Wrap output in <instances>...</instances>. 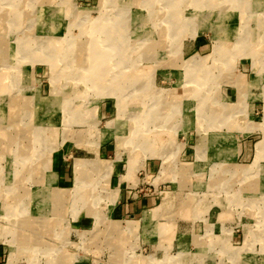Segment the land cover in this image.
I'll return each instance as SVG.
<instances>
[{
	"label": "rangeland",
	"instance_id": "1",
	"mask_svg": "<svg viewBox=\"0 0 264 264\" xmlns=\"http://www.w3.org/2000/svg\"><path fill=\"white\" fill-rule=\"evenodd\" d=\"M0 264H264V0H0Z\"/></svg>",
	"mask_w": 264,
	"mask_h": 264
},
{
	"label": "crops",
	"instance_id": "2",
	"mask_svg": "<svg viewBox=\"0 0 264 264\" xmlns=\"http://www.w3.org/2000/svg\"><path fill=\"white\" fill-rule=\"evenodd\" d=\"M111 108L112 107L107 105V104H102L101 106H98V115L101 114L102 116L104 115L105 117L110 115L111 114ZM113 118L115 119V117H113ZM241 127H242V125H240V128ZM233 134L234 133H231L230 131H222L219 134H217V136L214 134L215 135L214 137H216L215 141L213 140L211 142H207V143L205 142V143H206V145L209 144L208 149H216L217 148L216 149L217 153L219 152L218 146L222 145L221 149L224 152V154L226 155V158L224 157V155H222V156L224 157V160H226V161H230V160L235 161V159L237 157L242 156L244 161L252 160V162H253L256 158V155H257V150H258L257 144L259 142L253 146L251 143H249V141H247V139L242 141L241 143H239L240 138L239 137H233ZM105 135H106V133H105ZM168 135H169V133H168ZM168 135H167V138L169 137ZM221 135L224 137L223 140L220 139ZM242 136L246 137L247 135L242 134ZM167 138H165V139H167ZM162 139H163V137H162ZM217 140H219V141H217ZM236 140H237V142L235 143ZM111 141H115V136L109 137V135H108V137H105L104 140L101 141L99 144V145H101V144L105 145L104 150H105L106 154L108 153L109 150H115V145H113V146L108 145L107 146V144H109V142H111ZM223 143H225L224 146H223ZM156 144L158 145L160 143H156ZM217 144H219V145H217ZM117 145H118V143H117ZM183 147H184V145H183ZM232 148H234L236 150V153L233 156H231L229 154L230 153L229 149H232ZM217 153H214L213 155L208 156V153L206 151L208 159L210 157L211 158L217 157L216 159H218V155L221 157V153H219L218 155H217ZM138 155H139L138 160L144 159L142 161V162H144V167L140 168L145 172V177H143V181L146 180L148 177L150 179H152V177L157 176L158 174L161 175L160 171L162 168V164L159 166V170H158L159 173L156 175L153 174V172L156 170V167L158 165V162H155L154 159H161V158L151 157L149 152H148V155H145V157H144V154L141 155V153L140 154L138 153ZM116 157H117V154L112 160H114ZM227 157H229V158H227ZM112 160H110V161H112ZM218 160L223 161L221 159H218ZM124 162H125V159H124V161L118 162L115 164L114 172H113L112 176L110 177V179L112 178V180L115 182V188L114 189H116L118 187L120 188V198H119L118 202L115 204V207H114L115 212L117 214L121 215L122 217H125V216H135L136 217L137 215H142V214L145 215L146 212H148V211L150 212V210H153V208H156V206H153V205L157 202V198L153 195H149L148 193H140L138 191L136 193L134 192V189H138V187H140L142 185V181H140L141 178L139 176H137L138 172L141 170H139L137 173H135V171H131V173H130L129 172V165H128L126 172H124V170L121 168V163H124ZM187 162H189V161H187ZM101 164H103V163H101ZM247 165H249V164H247ZM55 170L56 171L55 172L53 171V173H56V175H57L56 181L58 180V182H61L63 184H67L70 181L71 173L69 172V169L66 167L65 164H59V166H56ZM166 174H168V173H166ZM73 178H74V175H73ZM136 179H137V181H136ZM151 184H154V183L152 182ZM109 185H110V180H109ZM160 204L161 203H159L158 205H160ZM158 205H157V207H158ZM114 209H113V211H114Z\"/></svg>",
	"mask_w": 264,
	"mask_h": 264
},
{
	"label": "bare ground",
	"instance_id": "3",
	"mask_svg": "<svg viewBox=\"0 0 264 264\" xmlns=\"http://www.w3.org/2000/svg\"><path fill=\"white\" fill-rule=\"evenodd\" d=\"M5 17V16H4ZM178 17V16H177ZM165 18V17H164ZM128 24V23H127ZM125 30V29H124ZM128 32V31H127ZM128 34H130V33H128ZM127 34V35H128ZM43 38V37H42ZM47 38V37H46ZM69 38V37H68ZM98 38V37H97ZM64 39V38H63ZM53 40V39H52ZM57 40V39H56ZM58 40H59V38H58ZM43 41V40H42ZM60 41V40H59ZM61 42V41H60ZM68 42V41H67ZM53 43V42H52ZM71 43H72V41H71ZM55 44V43H54ZM74 45H75V43H73ZM53 45V44H52ZM95 45H98V44H96L95 43ZM108 45V44H107ZM106 46V45H105ZM55 47H57V46H55ZM68 47V46H67ZM70 47V46H69ZM111 47V46H110ZM71 48V47H70ZM82 48V47H81ZM80 48V49H81ZM112 48V47H111ZM61 49V48H60ZM66 49V48H65ZM94 49V48H93ZM85 50V49H84ZM101 50V49H100ZM5 51V50H4ZM65 51V50H64ZM92 51V50H91ZM93 52V51H92ZM2 53V52H1ZM8 53V52H7ZM52 53H54V52H52ZM95 57V56H94ZM111 57V56H110ZM46 58V57H45ZM92 59V58H91ZM40 60V59H39ZM86 60V59H85ZM95 60V59H94ZM52 62V61H51ZM94 62V61H93ZM96 68H98V67H96ZM3 78V77H2ZM90 78V77H89ZM102 78H104V77H102ZM106 79V78H105ZM120 80V79H119ZM119 89V88H118ZM152 122V121H151ZM104 169V168H103ZM58 194H60V193H58ZM126 221V220H125ZM31 222V221H30ZM113 229V228H112Z\"/></svg>",
	"mask_w": 264,
	"mask_h": 264
}]
</instances>
